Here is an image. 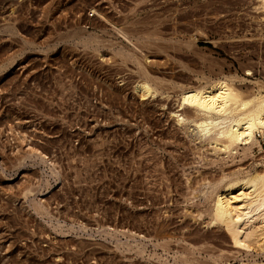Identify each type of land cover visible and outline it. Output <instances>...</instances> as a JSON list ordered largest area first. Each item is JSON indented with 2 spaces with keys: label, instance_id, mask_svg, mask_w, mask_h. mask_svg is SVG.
Segmentation results:
<instances>
[{
  "label": "rangeland",
  "instance_id": "obj_1",
  "mask_svg": "<svg viewBox=\"0 0 264 264\" xmlns=\"http://www.w3.org/2000/svg\"><path fill=\"white\" fill-rule=\"evenodd\" d=\"M257 1L0 0V264L262 260L208 218L264 140L216 155L172 116L182 89L264 87Z\"/></svg>",
  "mask_w": 264,
  "mask_h": 264
},
{
  "label": "bare ground",
  "instance_id": "obj_2",
  "mask_svg": "<svg viewBox=\"0 0 264 264\" xmlns=\"http://www.w3.org/2000/svg\"><path fill=\"white\" fill-rule=\"evenodd\" d=\"M257 2V10L264 12V0ZM89 38V34L80 31L76 40L85 43ZM262 88L257 86L254 92L244 94L231 80L218 78L182 89L177 100L178 111L172 116L178 125L192 127L199 142L216 155L235 154L239 147L249 152L258 146L260 151L257 137L264 140ZM134 90L142 97L155 92L147 79L139 80ZM186 112L191 116L187 117ZM221 181L220 189L212 188L209 192L213 196L209 224L223 227L233 246L247 251V255L254 250V245L263 255L261 261L239 260L235 264H264V164L260 170L231 178L224 176Z\"/></svg>",
  "mask_w": 264,
  "mask_h": 264
}]
</instances>
